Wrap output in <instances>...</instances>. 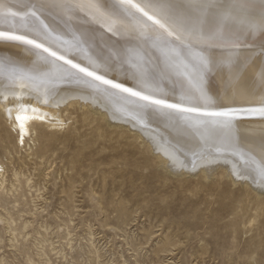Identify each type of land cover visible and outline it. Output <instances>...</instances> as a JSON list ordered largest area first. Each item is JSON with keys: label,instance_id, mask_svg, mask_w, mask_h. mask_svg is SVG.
<instances>
[{"label": "rangeland", "instance_id": "obj_1", "mask_svg": "<svg viewBox=\"0 0 264 264\" xmlns=\"http://www.w3.org/2000/svg\"><path fill=\"white\" fill-rule=\"evenodd\" d=\"M87 105L24 146L0 112V264H264L263 192L174 172Z\"/></svg>", "mask_w": 264, "mask_h": 264}, {"label": "bare ground", "instance_id": "obj_2", "mask_svg": "<svg viewBox=\"0 0 264 264\" xmlns=\"http://www.w3.org/2000/svg\"><path fill=\"white\" fill-rule=\"evenodd\" d=\"M63 2V8L39 13L46 30L30 27L35 23L30 18L21 19L31 0H9L18 15L0 17V31L25 35L64 57L56 59L21 41L0 39V112L11 120L18 146L25 145L37 126L61 128L62 110L88 104L134 130L170 170L201 169L206 176L221 167L233 181L246 182L264 193V112L260 111L264 108V34L245 32L236 41L238 48L228 40L181 43L158 34L146 37L117 0H100L107 4L104 12L112 19L87 7L96 0ZM175 2L187 7L205 2L222 5L228 0ZM255 3L258 14L259 0ZM192 12L199 14L195 7ZM197 49L208 60L202 74L189 63ZM65 59L121 88L71 68ZM153 100L199 111L170 109Z\"/></svg>", "mask_w": 264, "mask_h": 264}, {"label": "snow or ice", "instance_id": "obj_3", "mask_svg": "<svg viewBox=\"0 0 264 264\" xmlns=\"http://www.w3.org/2000/svg\"><path fill=\"white\" fill-rule=\"evenodd\" d=\"M118 7L123 9L124 13L134 22L139 31L146 37L158 34L159 37H175L177 41L184 43L187 40L211 41V40H228L231 41V47H240V36L245 32L254 34L260 32L264 34V0H259L258 14L256 13L257 4L255 0H228L222 5L211 3H200L189 6L176 3L175 0H117ZM84 5H80L83 7ZM63 8V0H31L28 12L21 17L22 20L31 19L35 23L30 27L47 28L40 19L39 13L48 8ZM87 7L94 11L98 16L105 19H112L106 16L104 8L106 3L100 0L89 3ZM199 10L198 15H193L192 8ZM18 14L12 10L9 0H0V17L15 18ZM0 39L17 40L25 44L32 45L36 49H43L50 56L56 59H64L58 56L56 52L44 47L43 44L37 43L34 39H29L25 35H15L8 32L0 31ZM231 62V61H229ZM71 68L77 69L81 73L101 81L103 84H110L114 88H121L119 84H113L112 81L104 79L102 76L95 75L93 72L72 63L71 60H64ZM193 70L197 74H202L208 65V60L202 50H195L192 53V59L189 60ZM264 79V72L261 73ZM125 92H131L132 95L140 93L132 92L130 89H122ZM143 99H150L143 96ZM154 104L163 105L166 108L177 109L185 112L199 111L197 108H182L179 104H167L163 100H153ZM260 111L264 112V108ZM211 116H227V112H208Z\"/></svg>", "mask_w": 264, "mask_h": 264}]
</instances>
